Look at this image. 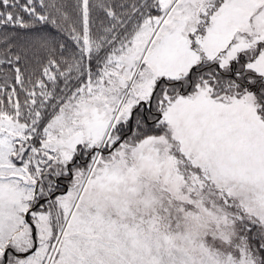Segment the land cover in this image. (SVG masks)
Listing matches in <instances>:
<instances>
[{
	"label": "snow or ice",
	"instance_id": "1",
	"mask_svg": "<svg viewBox=\"0 0 264 264\" xmlns=\"http://www.w3.org/2000/svg\"><path fill=\"white\" fill-rule=\"evenodd\" d=\"M0 264H264V0H0Z\"/></svg>",
	"mask_w": 264,
	"mask_h": 264
}]
</instances>
